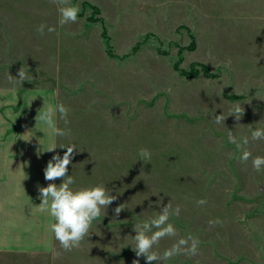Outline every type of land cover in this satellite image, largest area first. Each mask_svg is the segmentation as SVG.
Instances as JSON below:
<instances>
[{
    "label": "rangeland",
    "instance_id": "374dc122",
    "mask_svg": "<svg viewBox=\"0 0 264 264\" xmlns=\"http://www.w3.org/2000/svg\"><path fill=\"white\" fill-rule=\"evenodd\" d=\"M71 2L80 8L77 21L60 26L51 0H0V92L12 89L7 74L18 78L27 67L33 78L11 95L40 90L51 96L42 108L70 109L67 125L57 119L70 135L55 137V155L76 145L72 187L104 184L117 199L78 249L64 251L56 240L45 249L29 245L34 239L22 248L7 242L0 264H146L132 250L133 225L169 200L181 206L170 219L178 237L154 250L191 234L200 254L163 264H264V171L251 158L241 163L228 140L229 131L247 136L252 156H264V140H251V130L264 129V0ZM42 23L56 31L40 35ZM3 102L0 113L19 106ZM235 105L243 108L238 121ZM141 149L150 161L140 160Z\"/></svg>",
    "mask_w": 264,
    "mask_h": 264
},
{
    "label": "clouds",
    "instance_id": "9594fccd",
    "mask_svg": "<svg viewBox=\"0 0 264 264\" xmlns=\"http://www.w3.org/2000/svg\"><path fill=\"white\" fill-rule=\"evenodd\" d=\"M51 2L58 5L60 14L58 24L60 26L77 21L80 11L79 5L72 4L71 0H51ZM46 28L48 32L56 31L55 27L42 23L37 27V32L43 35ZM227 63L230 64L231 61L229 60ZM32 78L27 67H21L18 70V78L7 74V81L12 86V90ZM69 112L70 109L60 102L49 104L37 112L38 122L44 125L49 133L48 152H53L57 148L55 137L70 135V130L67 128L61 129L57 125V119L63 120L65 125H67ZM230 115L235 116L238 121L243 115V108L240 105L233 106ZM213 118L215 123L220 124L224 123L226 117L221 113L220 115H214ZM0 123H3V121H0ZM33 134L25 141H29ZM228 140L240 150L239 159L241 163H247L251 158L252 168L256 172L264 171V156L257 155L253 157L252 153L247 150L246 146L249 143V137L241 136L237 139L232 134V131H229ZM251 140H264V129L256 128L251 130ZM65 147L67 150L63 153V156L53 155L43 169L46 181L59 179L61 183H48L46 187H38L40 203L36 207L41 213H47L54 221L48 225V229L55 240L59 242L60 247L64 251H72L73 249H78L85 237L90 235L93 222L101 216L102 212L104 216L107 214L106 209L116 201L117 196L111 195V190L106 188L104 184L73 188L74 179L67 173L68 165L71 163L74 150L77 151V148L75 144L61 145L59 148ZM139 157L143 162L150 161L151 153L148 149H141ZM11 162H9V165ZM161 203L160 201L157 205L160 210L154 216H149L133 225L135 235L132 236L134 244L132 250L135 252L136 257L143 256L146 264H153V262L163 264V262L177 256L188 258L198 256L200 254V240L191 234L187 237L175 239L162 253L154 250L161 240L178 237V230L170 222V219L179 216L181 206L176 205L173 207L170 200L167 204H163L162 207ZM206 203L207 201L204 199L197 201L200 206ZM123 210L124 208L119 205L114 209V214L119 216ZM219 223V219L209 221L210 225ZM53 256L58 257L59 252L54 251ZM133 264H139V261L135 260Z\"/></svg>",
    "mask_w": 264,
    "mask_h": 264
},
{
    "label": "crops",
    "instance_id": "0c3cea01",
    "mask_svg": "<svg viewBox=\"0 0 264 264\" xmlns=\"http://www.w3.org/2000/svg\"><path fill=\"white\" fill-rule=\"evenodd\" d=\"M12 92L11 88L0 92V103L19 102L17 109L11 106L6 114L0 113L3 121L0 124V248H10L6 245L7 242H17L22 248V240L34 239L29 245L45 249L55 241L48 229V225L54 221L36 207L40 203L38 187L58 182V179L46 181L43 174L47 162L57 151H47L50 143L49 133L46 127L38 122L36 115L44 106L42 100H50L51 96L40 90L28 93L25 91L20 97L11 95ZM34 98L40 99L37 106L32 103ZM32 133L39 136L37 139L40 141H25ZM39 145L45 149V156L39 155ZM10 161L12 162L9 165Z\"/></svg>",
    "mask_w": 264,
    "mask_h": 264
},
{
    "label": "trees",
    "instance_id": "16d2710c",
    "mask_svg": "<svg viewBox=\"0 0 264 264\" xmlns=\"http://www.w3.org/2000/svg\"><path fill=\"white\" fill-rule=\"evenodd\" d=\"M102 35H103L104 37H106L105 32H103Z\"/></svg>",
    "mask_w": 264,
    "mask_h": 264
}]
</instances>
